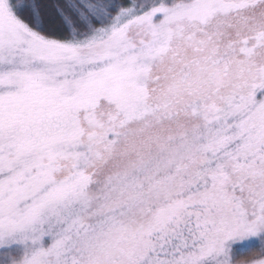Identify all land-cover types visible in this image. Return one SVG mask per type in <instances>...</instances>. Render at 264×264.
Wrapping results in <instances>:
<instances>
[{
  "label": "snow or ice",
  "instance_id": "6c2138e0",
  "mask_svg": "<svg viewBox=\"0 0 264 264\" xmlns=\"http://www.w3.org/2000/svg\"><path fill=\"white\" fill-rule=\"evenodd\" d=\"M0 264H264V0H0Z\"/></svg>",
  "mask_w": 264,
  "mask_h": 264
},
{
  "label": "rangeland",
  "instance_id": "374dc122",
  "mask_svg": "<svg viewBox=\"0 0 264 264\" xmlns=\"http://www.w3.org/2000/svg\"><path fill=\"white\" fill-rule=\"evenodd\" d=\"M251 251H255V249L251 250Z\"/></svg>",
  "mask_w": 264,
  "mask_h": 264
}]
</instances>
